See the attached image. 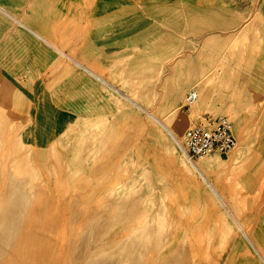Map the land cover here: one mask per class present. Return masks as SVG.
Masks as SVG:
<instances>
[{"label":"rangeland","instance_id":"rangeland-1","mask_svg":"<svg viewBox=\"0 0 264 264\" xmlns=\"http://www.w3.org/2000/svg\"><path fill=\"white\" fill-rule=\"evenodd\" d=\"M0 7L7 15L0 20L2 161H14L19 174L50 151L61 154L76 145L73 134L63 132L81 122L85 133L76 136L88 147L86 176L93 166L97 177L115 180L140 168L141 176L151 174L145 193L168 194L166 186L185 173L169 142L161 140L173 139L182 149L184 138L180 143L171 133L177 122L186 119L185 132L206 118L228 117L237 138L234 151L242 149L243 157L228 181L199 173L196 183L204 201L202 188H212L232 220L235 235L226 246L245 245L242 263L264 264V0H0ZM57 58L77 63L78 71L57 69ZM77 76L86 79L80 84ZM124 97L130 101L121 107ZM152 113L169 128L153 121ZM236 124L244 134L241 143ZM53 136L49 150L46 140ZM233 152L220 156L228 161ZM60 172L46 177L55 182ZM71 177L64 185L69 195L84 178ZM96 199L80 202L91 204L90 213L99 210V220L106 216L117 224L121 207ZM79 217L78 223L86 222Z\"/></svg>","mask_w":264,"mask_h":264},{"label":"bare ground","instance_id":"bare-ground-1","mask_svg":"<svg viewBox=\"0 0 264 264\" xmlns=\"http://www.w3.org/2000/svg\"><path fill=\"white\" fill-rule=\"evenodd\" d=\"M6 16L0 10V20L6 21ZM64 63L57 58L56 68L70 72L79 69L77 63ZM77 78L80 84L86 79L84 76ZM96 78L106 83L102 76ZM104 91L115 97L111 88L104 87ZM198 95V92L192 93V97L198 98ZM11 100L17 103L16 99ZM128 101L129 97L119 98L121 107H125ZM12 108H15L13 104ZM150 117L160 127H168L164 122L160 123L155 114ZM185 120L177 122L171 132L180 143L186 132ZM80 125L81 122H75L63 132L64 135L73 134L68 137L75 146L66 145L58 155L50 151L19 174L15 162L2 161L3 153H0V264H125L128 258L130 264H185L187 261L189 264H220L227 256L231 258L226 264H243L246 246L237 249L226 246L235 235L231 218L220 206L212 188H202L204 201L196 183L199 173L206 178L215 175L228 181L244 154L240 148L234 151L237 144L228 152L230 155L234 151L228 161L222 159L220 153H211L195 162L173 139L163 138L161 141H168L169 148L175 152L185 176L176 180L177 186H166L172 190L170 193L149 194L143 189L150 186L151 174L141 176L140 168L133 175L122 174L124 179L115 180L97 177L98 169L93 166L95 169H89L91 175L87 173L86 176L84 158L88 147L83 148V142L77 139L76 134L85 133ZM75 127L77 129L73 130ZM235 129L241 143L244 134L240 125L236 124ZM57 136L46 140L49 150ZM54 169L57 173L58 169L62 170L55 182L51 180ZM71 173L84 178L78 184V192L69 195L64 193L67 187L64 185L67 178H72ZM48 175L50 179L46 177ZM221 195L224 198L227 195L225 188L221 189ZM80 197H94L100 204L106 200V204L112 202L120 206V220L115 225L109 224L106 216V220H99L100 211L90 213L91 204L83 207ZM32 201H37L38 205L31 206ZM233 208L239 214V208L236 205ZM178 212H185L187 216L178 217ZM79 216H83L86 222L78 223L83 220ZM90 217L96 221L89 223L87 219Z\"/></svg>","mask_w":264,"mask_h":264},{"label":"built area","instance_id":"built-area-1","mask_svg":"<svg viewBox=\"0 0 264 264\" xmlns=\"http://www.w3.org/2000/svg\"><path fill=\"white\" fill-rule=\"evenodd\" d=\"M237 144L233 122L228 117L206 118L191 125L185 132L182 147L191 159L211 153L227 155Z\"/></svg>","mask_w":264,"mask_h":264}]
</instances>
